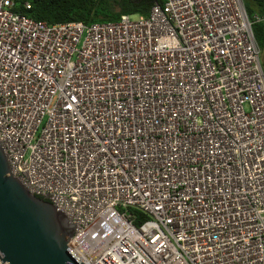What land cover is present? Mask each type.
Segmentation results:
<instances>
[{"label":"built area","instance_id":"obj_1","mask_svg":"<svg viewBox=\"0 0 264 264\" xmlns=\"http://www.w3.org/2000/svg\"><path fill=\"white\" fill-rule=\"evenodd\" d=\"M15 8L0 0V145L83 263L264 264V16L164 0L50 25Z\"/></svg>","mask_w":264,"mask_h":264},{"label":"water","instance_id":"obj_2","mask_svg":"<svg viewBox=\"0 0 264 264\" xmlns=\"http://www.w3.org/2000/svg\"><path fill=\"white\" fill-rule=\"evenodd\" d=\"M73 229L49 201L11 174L0 145V253L8 264H84L69 247Z\"/></svg>","mask_w":264,"mask_h":264},{"label":"trees","instance_id":"obj_3","mask_svg":"<svg viewBox=\"0 0 264 264\" xmlns=\"http://www.w3.org/2000/svg\"><path fill=\"white\" fill-rule=\"evenodd\" d=\"M251 19L255 15L264 16V0H243ZM31 5L27 10L25 4ZM164 5V0H16L14 11L36 21L50 25L82 22H117L123 15L149 16L156 5ZM253 32L261 49L264 68V23L253 25ZM148 216L139 213L137 225H141Z\"/></svg>","mask_w":264,"mask_h":264}]
</instances>
